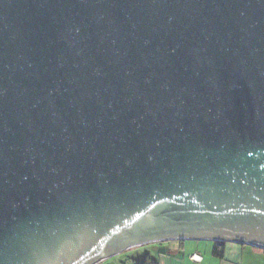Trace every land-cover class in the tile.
<instances>
[{
    "label": "water",
    "instance_id": "1",
    "mask_svg": "<svg viewBox=\"0 0 264 264\" xmlns=\"http://www.w3.org/2000/svg\"><path fill=\"white\" fill-rule=\"evenodd\" d=\"M169 241L264 251V0H0V264Z\"/></svg>",
    "mask_w": 264,
    "mask_h": 264
},
{
    "label": "crops",
    "instance_id": "2",
    "mask_svg": "<svg viewBox=\"0 0 264 264\" xmlns=\"http://www.w3.org/2000/svg\"><path fill=\"white\" fill-rule=\"evenodd\" d=\"M224 245L223 258L214 256L215 242L169 241L134 248L100 264H264L263 250L234 243ZM128 252H135L136 258H129ZM193 255L201 256L202 261L193 262Z\"/></svg>",
    "mask_w": 264,
    "mask_h": 264
},
{
    "label": "trees",
    "instance_id": "3",
    "mask_svg": "<svg viewBox=\"0 0 264 264\" xmlns=\"http://www.w3.org/2000/svg\"><path fill=\"white\" fill-rule=\"evenodd\" d=\"M213 254L217 258H223L224 254H225V245H224V243L215 242Z\"/></svg>",
    "mask_w": 264,
    "mask_h": 264
},
{
    "label": "built area",
    "instance_id": "4",
    "mask_svg": "<svg viewBox=\"0 0 264 264\" xmlns=\"http://www.w3.org/2000/svg\"><path fill=\"white\" fill-rule=\"evenodd\" d=\"M190 259L193 261V262H201L202 261V257L199 256V255H193L190 257Z\"/></svg>",
    "mask_w": 264,
    "mask_h": 264
},
{
    "label": "rangeland",
    "instance_id": "5",
    "mask_svg": "<svg viewBox=\"0 0 264 264\" xmlns=\"http://www.w3.org/2000/svg\"><path fill=\"white\" fill-rule=\"evenodd\" d=\"M129 251H130V250H129ZM125 253H126V252H125ZM127 254H128V257H129V258H132V259H133V258H136V256H137V255H135V254H136L135 252H128ZM143 258H144V257H141V260H142ZM112 262L114 263V262H116V261L114 260V261H112Z\"/></svg>",
    "mask_w": 264,
    "mask_h": 264
}]
</instances>
